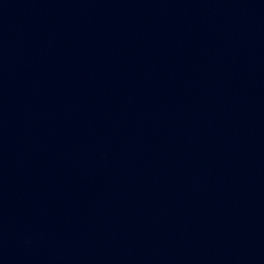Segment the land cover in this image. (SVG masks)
Instances as JSON below:
<instances>
[{"label":"water","instance_id":"obj_1","mask_svg":"<svg viewBox=\"0 0 264 264\" xmlns=\"http://www.w3.org/2000/svg\"><path fill=\"white\" fill-rule=\"evenodd\" d=\"M0 264H264V0H0Z\"/></svg>","mask_w":264,"mask_h":264}]
</instances>
